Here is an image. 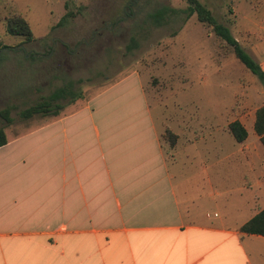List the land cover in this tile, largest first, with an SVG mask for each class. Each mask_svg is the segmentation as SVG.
<instances>
[{"label": "crops", "instance_id": "1", "mask_svg": "<svg viewBox=\"0 0 264 264\" xmlns=\"http://www.w3.org/2000/svg\"><path fill=\"white\" fill-rule=\"evenodd\" d=\"M131 79L137 108L62 106L17 135L5 131L0 264H264V236L241 232L264 208L257 170L246 181L219 168L240 153L224 156L223 138L210 152L207 139L190 136L183 107L162 122L136 72L96 100ZM233 194L244 199L236 207Z\"/></svg>", "mask_w": 264, "mask_h": 264}, {"label": "rangeland", "instance_id": "2", "mask_svg": "<svg viewBox=\"0 0 264 264\" xmlns=\"http://www.w3.org/2000/svg\"><path fill=\"white\" fill-rule=\"evenodd\" d=\"M198 1L264 70V0ZM188 7V0H0V112L9 110L12 119L8 123L0 115V128L11 135L26 131L42 115L26 120L21 112L70 83L72 94L59 100L65 109L91 102L99 108L110 101V110L128 101L137 108L134 79L96 100L136 72L155 115L164 113H160L162 122L183 107L180 115L191 120L190 136L207 139L210 152L223 138L224 156L240 153L239 163L225 160L219 168L235 173L234 180L242 171L246 181L255 168L264 184V147L254 132L255 112L264 105V83L211 27L196 14L188 16ZM13 15L28 21L33 42L7 33L6 22ZM152 16L163 24L156 25ZM104 110L95 114L97 122H103ZM133 112H129L132 120L141 118ZM122 117L113 113L109 120L122 124ZM235 120L248 129L243 144L228 131ZM203 141L197 144L199 151L206 149ZM214 177V184L220 186ZM239 201L244 199L237 194L229 199L234 207Z\"/></svg>", "mask_w": 264, "mask_h": 264}, {"label": "trees", "instance_id": "3", "mask_svg": "<svg viewBox=\"0 0 264 264\" xmlns=\"http://www.w3.org/2000/svg\"><path fill=\"white\" fill-rule=\"evenodd\" d=\"M189 7L187 8L188 16L197 15L198 20L206 26L211 27L216 36L223 41L226 46L232 51L234 56L256 76L262 83H264V70L260 63L248 53L240 44V42L232 35L231 30L221 24L212 14V12L198 0H188ZM157 19V16H152ZM156 25H162L163 21H155ZM6 30L9 35L21 37L25 42H33L34 35L32 28L28 21L21 15H13L8 18L6 22ZM7 46H2V48ZM72 83L66 87L58 88L48 98L39 104L29 107L21 112L23 119H30L34 115H47L53 109H61L63 105L59 100L65 98L68 94H72ZM0 115L8 122L11 123L12 119L9 116V110L0 112ZM229 132L233 135L238 143H244L249 136L248 130L240 120H235L228 125ZM254 132L259 137L262 146L264 147V105L258 108L255 112ZM165 138L169 140L171 145L176 142V135L170 130H166ZM7 135L5 129L0 128V147L7 143ZM241 232L249 235L264 236V208L256 214L247 223L242 225Z\"/></svg>", "mask_w": 264, "mask_h": 264}]
</instances>
